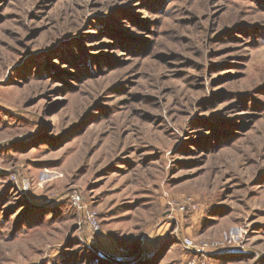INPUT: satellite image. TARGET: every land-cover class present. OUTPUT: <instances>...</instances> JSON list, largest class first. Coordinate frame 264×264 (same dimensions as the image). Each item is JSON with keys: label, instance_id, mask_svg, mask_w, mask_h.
I'll list each match as a JSON object with an SVG mask.
<instances>
[{"label": "rangeland", "instance_id": "rangeland-1", "mask_svg": "<svg viewBox=\"0 0 264 264\" xmlns=\"http://www.w3.org/2000/svg\"><path fill=\"white\" fill-rule=\"evenodd\" d=\"M0 264H264V0H0Z\"/></svg>", "mask_w": 264, "mask_h": 264}, {"label": "built area", "instance_id": "built-area-1", "mask_svg": "<svg viewBox=\"0 0 264 264\" xmlns=\"http://www.w3.org/2000/svg\"><path fill=\"white\" fill-rule=\"evenodd\" d=\"M94 228L97 230V226H94Z\"/></svg>", "mask_w": 264, "mask_h": 264}]
</instances>
